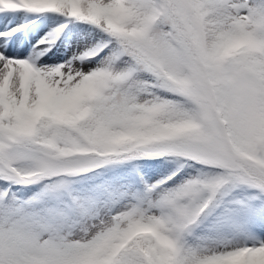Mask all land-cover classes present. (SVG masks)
I'll use <instances>...</instances> for the list:
<instances>
[{
	"label": "snow or ice",
	"instance_id": "obj_1",
	"mask_svg": "<svg viewBox=\"0 0 264 264\" xmlns=\"http://www.w3.org/2000/svg\"><path fill=\"white\" fill-rule=\"evenodd\" d=\"M0 264H264V0H0Z\"/></svg>",
	"mask_w": 264,
	"mask_h": 264
}]
</instances>
